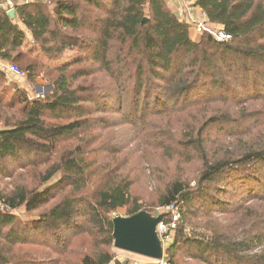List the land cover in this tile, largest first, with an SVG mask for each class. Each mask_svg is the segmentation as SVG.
<instances>
[{
	"label": "trees",
	"instance_id": "1",
	"mask_svg": "<svg viewBox=\"0 0 264 264\" xmlns=\"http://www.w3.org/2000/svg\"><path fill=\"white\" fill-rule=\"evenodd\" d=\"M192 1L205 21L233 38L217 42L207 32L197 33L196 40L191 38L190 22L173 13L166 0H31L14 4L19 21L43 56L57 60L66 51L82 53L98 64L110 82L106 87L86 82L90 73L73 67L80 59L56 69L46 67L47 73H55L48 79L52 91L29 99L23 89L7 86L6 73L0 70V105L5 117L0 128V177L11 179L10 186L0 190L4 205L0 209V264L116 262L109 214L126 208L129 216L144 209L132 198L130 176L115 168V162L110 165V160H101L94 165L93 140L88 137L95 128L109 123L98 117L106 111L98 103L99 95H107L121 107L129 104L133 109L129 115L141 120L168 113L171 106L190 101L193 93L205 95L209 103L221 97L229 100L234 97L230 96L234 93L230 80L244 97L262 96L264 2ZM23 37V30L1 8L0 58L24 68L34 79L42 63L24 50ZM9 89L13 92L7 97ZM233 116L230 112L211 113L194 132L184 128L178 138L177 132L170 131L158 140L166 153L196 155L201 164L194 186L183 178L168 180L157 206L173 205L180 211L186 206V212H205L204 206L214 207L218 205L215 200L221 201L215 190L225 183L248 185L250 190L258 187L251 200L264 201V142L234 153L207 150L210 129L221 134L222 125L234 122ZM13 165L20 170L16 177ZM32 169L41 184L56 175L59 179L54 186L30 188L20 178ZM54 190L64 194L44 207L56 197ZM20 208L39 211L37 219L19 220L12 211ZM249 219L237 234L213 225L190 239L183 217L165 250L166 264H179L182 250L198 264H264V213ZM254 247L259 249L253 252Z\"/></svg>",
	"mask_w": 264,
	"mask_h": 264
},
{
	"label": "rangeland",
	"instance_id": "2",
	"mask_svg": "<svg viewBox=\"0 0 264 264\" xmlns=\"http://www.w3.org/2000/svg\"><path fill=\"white\" fill-rule=\"evenodd\" d=\"M260 1L264 2V0ZM187 17L188 14H184L185 20H187ZM211 25L217 27L214 24ZM190 27V37L196 40L199 36L197 33L195 34L192 26ZM26 49L30 50V46L25 47ZM31 51L29 53L30 58L37 56L42 63L41 66L37 67L38 76L31 79L28 73L24 71L27 74L25 81H21L7 73L5 78L7 86L12 87L14 85L17 88L23 89L29 99L44 97L52 91V85L48 79L53 77L55 73H47L46 67L56 69L58 66L73 63L80 59H82L81 62L73 67L81 68V70L83 69L90 73V75H87L88 80L86 82H92L96 87H106L110 82L105 73L99 71L98 64L93 59H87L82 53L78 54L76 51H66L60 59L53 60L42 56L36 45ZM22 69L24 70V68ZM229 86L234 91L233 95L230 96L234 97H230L229 100L227 99L228 101L221 99L223 98L221 97L209 103L207 100H204V98H207L205 95L193 93L190 101L186 103L181 101L175 106H171L168 113H161L156 117H146L145 120L130 116L129 114L133 109L129 104L121 107L119 102L110 100L107 95H99L97 98L98 103L101 105V108H106V111L104 113L100 111L101 113H99L98 117L109 123L106 127L99 126L100 128H95L90 137H88L93 140L91 147L93 146L95 151L92 154L95 160L94 165L96 166L97 162L101 160H104L103 162L110 160V165L115 162L113 165L115 168L130 176L132 180V198L136 199L141 208L153 216L162 214V220L165 222L170 221L172 214L157 206V198L162 192L164 184L173 178H183L189 182L190 186H194L201 162L196 155L177 156L161 150L158 146L160 144L158 140L162 136L170 135V131H175L177 132V137L181 138L182 133L185 131L184 128L187 131L191 129L194 132L206 120L205 116L211 113L230 112L234 115L231 117V120L234 122L224 123L221 134L217 135L213 129H210L211 135L206 144L207 150L211 149L210 153L213 149H217L220 153L224 154L227 152L234 153L242 151L248 146H255L259 142H264V89L261 90L262 96L260 97L255 93L250 95V97H244L241 94L242 90L238 85L236 86L234 81L230 80ZM257 88L260 87L258 86ZM9 91L6 95L7 97L10 96L13 89H9ZM142 106L143 101L139 105L138 117H141ZM261 106L263 107L262 110L260 109ZM96 121L100 123L99 120ZM4 122V111L0 105V128L3 127ZM151 127H154V129ZM154 134H156V137H153ZM88 138L86 137L85 139ZM11 171L14 172V177L20 172L17 165H13ZM111 173L112 171L107 174L110 176ZM58 179L59 175H56L50 181L41 184L36 170L32 169L26 176L20 178V181L30 188L43 189L47 186H54ZM10 180L9 177H0V190L9 187L11 184ZM16 182H19V179ZM225 184L217 185L220 188L215 190V194L221 200L217 202L214 198L215 202L218 203L217 206L213 207L208 204L207 207L204 206V208H207L205 212L198 211L196 214L187 211L190 213L189 218L185 216L187 215L186 210H188L186 206H183L181 211L178 208L180 218L176 222L175 227L178 228L177 224L184 217L185 226L183 228L186 236L190 239L196 238L195 236L198 233H203L206 226L213 227V225H222L223 229H226L227 232L235 231L237 234L245 228L246 221L250 222L251 219L247 220L250 216L264 213V201L251 200L252 197H255L256 192L259 191L258 187L250 190L248 185L244 187L242 185L233 186L228 185L229 183ZM262 186H264L263 182ZM65 191L66 189L63 192ZM62 193L54 190L53 196L56 197L44 207H49L50 204L54 203L64 194ZM215 194L213 193L214 196ZM258 205H261L260 209H257ZM3 206L0 201L1 210ZM241 207L242 209L240 210L239 208ZM12 212L21 221H31L33 218L37 219V214L39 213V211L35 213L27 212L23 208ZM109 216H127V209L119 208L110 213ZM173 235L174 233L170 236L172 240ZM77 242L81 243L78 240ZM86 242H89V240L87 239ZM258 249L259 247H254L252 251L256 252ZM114 253L115 260L117 262L121 260V264H129L130 261L154 264V259L117 248H115ZM178 262L179 264H198L186 257L184 250L179 252Z\"/></svg>",
	"mask_w": 264,
	"mask_h": 264
},
{
	"label": "water",
	"instance_id": "3",
	"mask_svg": "<svg viewBox=\"0 0 264 264\" xmlns=\"http://www.w3.org/2000/svg\"><path fill=\"white\" fill-rule=\"evenodd\" d=\"M7 15L14 20L15 7L7 9ZM162 218V214L153 216L145 210L129 216L113 217V247L149 259H161L164 248L156 227Z\"/></svg>",
	"mask_w": 264,
	"mask_h": 264
},
{
	"label": "built area",
	"instance_id": "4",
	"mask_svg": "<svg viewBox=\"0 0 264 264\" xmlns=\"http://www.w3.org/2000/svg\"><path fill=\"white\" fill-rule=\"evenodd\" d=\"M3 1L5 3L6 8H10L13 6L12 0H3ZM28 1H31V0H22V2H28ZM179 1L181 2V4L185 8H187V9L190 8L191 5H190L189 1H187V0H179ZM179 17H180V15H179ZM187 19L190 22V24L192 23L191 26H192V29L195 32V34L207 32L217 42L230 41L233 38L232 35L225 32L221 27L212 26L210 23H208L204 19H199V18L196 19L191 14L188 15ZM0 70H2L3 72H5V73H7L13 77L18 78L19 80L25 81L27 79V77H26L27 74L23 70L19 69L15 63H13L7 59L0 58ZM162 209L166 210L168 213H171L172 216L170 217V221L165 222L164 220H162L156 227L157 233H158V235L162 241L164 252H163V256L161 259L154 260V264H166L165 250H166L167 246L169 245L170 241H172V239H170V236L173 233V229L176 226V222L180 218V213H179L178 209L176 207H174L173 205L166 206ZM35 219L36 218H33L32 220H35Z\"/></svg>",
	"mask_w": 264,
	"mask_h": 264
},
{
	"label": "crops",
	"instance_id": "5",
	"mask_svg": "<svg viewBox=\"0 0 264 264\" xmlns=\"http://www.w3.org/2000/svg\"><path fill=\"white\" fill-rule=\"evenodd\" d=\"M12 1H13V6L12 7H14V4H20V3H22V0H12ZM187 1H189L190 5H191L189 9L185 8L181 4V2L179 0H166V4H167V7L173 13H175L178 17L180 15L179 18H181V19H184V14L187 15L188 13L191 14L192 16H194L196 19H198V18L199 19H205V16L203 15L202 11L200 9H198V8H196V7L193 6V1L192 0H187ZM1 8H3V9H9V8H6L5 3H4L3 0H0V9ZM13 21L24 32V37H23V48H24V50H25V47L30 46V50H27L26 49L25 51L31 53L32 52L31 49L32 48L34 49L35 44H34L32 38H31L30 33L25 29V27L19 21V18H18V15H17L16 10H15V19ZM36 55H38V54H36ZM42 56H43V54H42ZM35 57H37V56H35ZM21 81H23V80H21ZM119 263L121 264V260H119L118 262L117 261L116 262L115 261H112L110 264H119ZM129 264H144V263H141V262L139 263L137 261H135V262H131L130 261Z\"/></svg>",
	"mask_w": 264,
	"mask_h": 264
}]
</instances>
